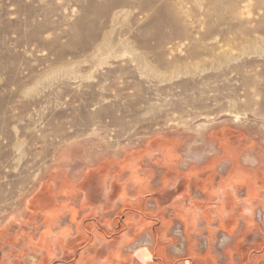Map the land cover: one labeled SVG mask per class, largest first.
Masks as SVG:
<instances>
[{
    "label": "rangeland",
    "instance_id": "1",
    "mask_svg": "<svg viewBox=\"0 0 264 264\" xmlns=\"http://www.w3.org/2000/svg\"><path fill=\"white\" fill-rule=\"evenodd\" d=\"M222 128L264 172V0H0V225L45 179Z\"/></svg>",
    "mask_w": 264,
    "mask_h": 264
},
{
    "label": "crops",
    "instance_id": "2",
    "mask_svg": "<svg viewBox=\"0 0 264 264\" xmlns=\"http://www.w3.org/2000/svg\"><path fill=\"white\" fill-rule=\"evenodd\" d=\"M213 139L202 159L154 136L43 180L0 225V264H264L253 140L230 128Z\"/></svg>",
    "mask_w": 264,
    "mask_h": 264
},
{
    "label": "built area",
    "instance_id": "3",
    "mask_svg": "<svg viewBox=\"0 0 264 264\" xmlns=\"http://www.w3.org/2000/svg\"><path fill=\"white\" fill-rule=\"evenodd\" d=\"M175 231H176L177 234L181 233V230H180L179 226H176Z\"/></svg>",
    "mask_w": 264,
    "mask_h": 264
}]
</instances>
